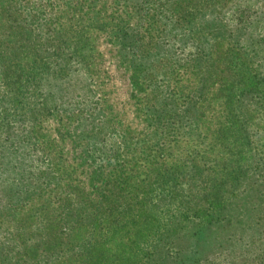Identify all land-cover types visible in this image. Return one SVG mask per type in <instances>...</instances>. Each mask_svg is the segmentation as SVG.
Returning <instances> with one entry per match:
<instances>
[{
	"label": "rangeland",
	"instance_id": "rangeland-1",
	"mask_svg": "<svg viewBox=\"0 0 264 264\" xmlns=\"http://www.w3.org/2000/svg\"><path fill=\"white\" fill-rule=\"evenodd\" d=\"M163 213L187 218L145 241ZM79 251L264 264V0H0V258L86 264Z\"/></svg>",
	"mask_w": 264,
	"mask_h": 264
},
{
	"label": "trees",
	"instance_id": "trees-1",
	"mask_svg": "<svg viewBox=\"0 0 264 264\" xmlns=\"http://www.w3.org/2000/svg\"><path fill=\"white\" fill-rule=\"evenodd\" d=\"M152 1L156 2L157 0H152ZM116 33H117V37L120 38V41L125 46L124 48L131 49V47H133L135 39L132 38L131 35H129L125 31H123L122 28L116 29ZM25 49H28V46H26ZM30 51H32V50H30ZM33 52L36 53V51H33ZM30 85L37 87L36 81L31 83ZM101 167H102V165L100 167L96 168L95 171H96L97 175L101 174ZM73 174H74V172H64L65 178L69 182L71 181ZM99 195L103 196V192L101 191L99 193ZM65 207H66V205L63 206V204H60V212H63ZM94 207H95L94 210L88 211V209H85L82 212V220L85 223H87V224H84V226L92 227L94 224H98L99 219L102 221L107 216V214L104 212L110 211L112 209V206H109V205L107 206L106 202H104V204H102V203L96 204ZM72 209H74V208H72ZM179 217L187 218V217L182 216V215L176 216L174 214L168 215V214L163 213L162 216H160L156 219L147 220L148 227H147V231H146L147 233L145 234L146 238L144 240L150 243V241L152 239H155V237L161 239L162 233L168 234L170 232L171 233L175 232L176 228L174 226L178 225V221H180ZM59 221H60V228L62 231L61 235H60L61 236L60 242L65 245L67 242V239L69 240V236L72 234L71 231L73 230V227L78 225L79 222H78V219L76 218V214L71 213V211L69 213L60 214ZM16 230H19L18 227L14 231H16ZM19 231H21V230H19ZM68 232H71V233L68 235ZM107 232L108 231L106 228V230H104V233H107ZM86 235L89 237L90 233H87ZM138 238H141V237H138ZM90 239H92V241L95 243V246L97 248V246L99 244V239L92 238V237ZM75 254H77L79 256V258H81V257L88 258L85 263L91 264V258L88 257L87 255L83 256L80 251L78 253H75ZM145 257H147L146 253H145ZM84 259H81L80 261L83 263ZM2 262L3 261L0 258V264H3Z\"/></svg>",
	"mask_w": 264,
	"mask_h": 264
}]
</instances>
